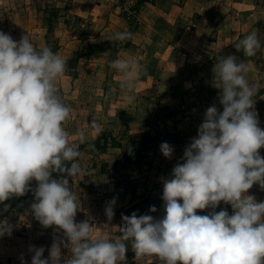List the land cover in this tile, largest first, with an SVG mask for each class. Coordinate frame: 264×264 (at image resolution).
<instances>
[{
  "label": "clouds",
  "instance_id": "clouds-1",
  "mask_svg": "<svg viewBox=\"0 0 264 264\" xmlns=\"http://www.w3.org/2000/svg\"><path fill=\"white\" fill-rule=\"evenodd\" d=\"M132 38L128 31L111 37L120 42ZM262 46L255 31L235 43L245 57H254ZM122 56L110 67L122 74V98L131 105L144 70L135 58ZM216 60L213 86L220 90L223 111L215 104L207 108L197 136L184 150V162L163 180L165 214L159 219L122 214L120 235L109 238L96 235L87 220L75 221L78 196L69 178L87 174L78 162L87 136L81 131L79 143H70L65 128L72 109L63 102L58 81L67 61L48 46L37 49L28 33L15 41L0 31V203L25 195L35 180L32 214L44 228L62 230L68 241L54 236L48 258H43V247L30 246L31 264H61V246L71 253L63 264H126L129 246L136 260L155 257L159 264H264V201L248 194L254 184L264 190V157L258 151L264 147V129L253 99L259 89L246 78L247 64L235 55H217ZM90 127L99 134L94 120ZM160 150L171 158L168 143ZM115 202L105 207L108 222ZM221 202L231 205V215L215 211ZM205 209L212 211L197 214ZM5 234H12V226L0 222V236Z\"/></svg>",
  "mask_w": 264,
  "mask_h": 264
},
{
  "label": "crops",
  "instance_id": "crops-1",
  "mask_svg": "<svg viewBox=\"0 0 264 264\" xmlns=\"http://www.w3.org/2000/svg\"><path fill=\"white\" fill-rule=\"evenodd\" d=\"M44 1L0 0V31L19 41L22 37L19 33L25 29L24 35L28 33L37 49L49 46L48 30L38 17ZM67 2L63 8L55 5L62 9L55 34L58 53L67 63L77 60L73 77L70 78L67 68L58 81L61 98L72 109L65 123L69 141L79 143L78 133L85 132L87 140L80 144L84 145L81 156L88 154L90 158L97 155L99 137L110 141L114 136L123 147L129 146L126 143L132 146L129 152L115 148L121 150L117 156L123 152L126 158L120 170L122 181L109 177L115 168L119 169L116 165L107 166L111 172L97 166L86 167V175L69 178L72 191L78 196L75 221L87 220L96 235L115 238L120 235L122 214L130 216L136 212L138 216L149 214L157 219L165 214L161 199L163 180L171 176L177 163L184 162V150L197 136L207 108L215 104L223 111L218 99L220 90L213 86L212 69L217 55H235L238 61L247 64L246 78L259 89L253 99L259 127L264 129V46L254 57H245L242 50L235 48V43L253 31L264 45V0H147L138 24L123 17L112 0ZM19 17L25 19L20 22ZM122 31L131 32L133 38L124 42L111 39ZM124 53L135 58L144 70L133 89L136 99L131 105L122 98L124 93L119 87L122 74L110 67ZM93 120L100 126L99 134L90 127ZM168 127H176L180 142L170 144L173 154L169 159L174 161L158 166L156 160L147 159V154L132 160L139 152L143 131ZM106 151L105 155L114 152L110 145ZM258 151L264 157V147ZM248 194L257 202L264 201V190L257 184ZM114 198L115 215L108 222L105 207ZM17 203L10 209L9 204L0 203V222L12 226L10 236H0V264H22L21 256L24 264H31L30 246L43 247V258H48L54 236L68 242L62 230L55 232L56 226L44 228L35 219L31 203L21 207ZM151 206L157 208L155 213L149 211ZM221 209L230 215L233 212L231 205L223 202L215 211ZM211 211L197 210V214L207 215ZM61 252L63 264L71 253L63 246ZM126 264H159V261L155 257L136 260L129 246Z\"/></svg>",
  "mask_w": 264,
  "mask_h": 264
},
{
  "label": "rangeland",
  "instance_id": "rangeland-1",
  "mask_svg": "<svg viewBox=\"0 0 264 264\" xmlns=\"http://www.w3.org/2000/svg\"><path fill=\"white\" fill-rule=\"evenodd\" d=\"M60 4L61 7H67L68 2L67 0H45L44 3L42 4V7L40 8V13L38 15L39 19L44 23V25L47 28V23H48V19L53 18V14L57 8H55V5ZM62 10V9H61ZM61 10H58L59 12H61ZM23 16V15H20ZM2 19H4L3 15L1 16ZM55 18V17H54ZM25 19V17H19V21L22 22V20ZM58 22V19H54V30L52 33H49L47 31V42H48V47H50L52 49V51L54 53H58V45H57V38H56V34H55V27L56 24ZM48 30V28H47ZM18 33V31H17ZM25 34V29H22L21 32L19 33V35L23 36ZM59 54V53H58ZM75 65H77V60L72 59L71 61H69L67 63V68L70 69V78L73 77V67H75ZM70 81V79L68 80ZM176 127H168L167 129H154L152 128L150 129H146L145 131L142 132V139L140 141V147H139V152H137V154H135L132 158V160H135L134 158L138 159V158H143V156L145 154H147L148 158L147 159H151L153 161L156 160V165L160 166V165H168L169 162L174 161V159H169L163 156L161 150H160V145L162 143H168L169 145L171 144V142H174L178 145H180V142L178 141V136H177V132H175ZM144 133V135H143ZM146 133V135H145ZM119 137V136H118ZM102 141L100 142V144L97 145V155H93V157H89L88 154L85 156H81L79 159V164L81 165L82 168H86V167H95L97 166L98 169L102 170V171H107V172H111L112 169L110 170L109 168L107 169V166L109 165H116L119 167V169L115 168V170L109 175V177L111 179L116 180L117 182L122 181V171H120L122 169V165H123V160L126 159L124 158V153L122 152L121 154H119L117 156V153H119V151L121 150H115V148H119L121 147L122 151L125 149L127 152H129L132 149V146L130 143H126L125 145H129L128 147H123L124 144L121 143V140L117 139L116 137H110V141L109 139H103L101 138ZM170 139L172 141H170ZM107 146H112V151L114 152H108L106 155L104 152H107V148L104 150L103 147L104 145ZM157 150L159 151V153H157ZM149 151H151L150 153H148ZM110 162L107 163V161ZM125 180V179H124ZM31 183L33 184V187L36 185L37 186V182L35 180H32ZM13 199V201H15L17 199V197L15 198L14 196L11 197ZM31 198H25L24 200H19L17 203V206L21 207L23 205H25L26 203H30ZM12 204L9 203V205H7V208L10 209Z\"/></svg>",
  "mask_w": 264,
  "mask_h": 264
},
{
  "label": "built area",
  "instance_id": "built-area-1",
  "mask_svg": "<svg viewBox=\"0 0 264 264\" xmlns=\"http://www.w3.org/2000/svg\"><path fill=\"white\" fill-rule=\"evenodd\" d=\"M121 15L133 23H140V11L147 0H112Z\"/></svg>",
  "mask_w": 264,
  "mask_h": 264
},
{
  "label": "trees",
  "instance_id": "trees-1",
  "mask_svg": "<svg viewBox=\"0 0 264 264\" xmlns=\"http://www.w3.org/2000/svg\"><path fill=\"white\" fill-rule=\"evenodd\" d=\"M53 12H54V14H53V18L48 19V23H47V28H48V32H49V33H52L53 30H54V19L56 20V19H58V17H59V11H58V9H56V10L53 11ZM54 17H55V18H54ZM143 135H144V133H143ZM145 135H146V133H145ZM101 138H102V137H99V138H98V144H100V142H101L100 139H101ZM107 147H108V146H107L106 143H105L103 149L105 150ZM83 148H84V145H81V146H80V151H81V152H82ZM79 159H80V157L78 158V160H79ZM53 178H60V176H59V174H57V173H53ZM36 187H37L36 185L33 187V184L30 182V189H31L30 191H28V192H27L25 195H23V196H19V197L14 196L15 198L17 197V199H16L15 201H13V199L10 198L9 200L3 202L2 205H3V204H9V203H12V205H14V203H16V201L18 202L19 200H24L25 198H31L30 203H31V204L34 203V202H35L34 189H35Z\"/></svg>",
  "mask_w": 264,
  "mask_h": 264
}]
</instances>
